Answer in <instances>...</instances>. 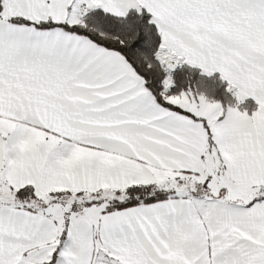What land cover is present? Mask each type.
I'll use <instances>...</instances> for the list:
<instances>
[{
	"label": "snow or ice",
	"instance_id": "1",
	"mask_svg": "<svg viewBox=\"0 0 264 264\" xmlns=\"http://www.w3.org/2000/svg\"><path fill=\"white\" fill-rule=\"evenodd\" d=\"M0 264H264V0H0Z\"/></svg>",
	"mask_w": 264,
	"mask_h": 264
}]
</instances>
